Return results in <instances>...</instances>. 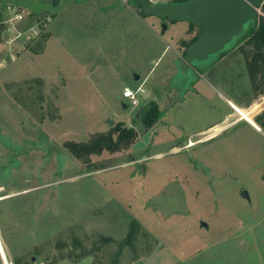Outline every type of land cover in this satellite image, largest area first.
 I'll return each instance as SVG.
<instances>
[{
  "label": "rangeland",
  "instance_id": "374dc122",
  "mask_svg": "<svg viewBox=\"0 0 264 264\" xmlns=\"http://www.w3.org/2000/svg\"><path fill=\"white\" fill-rule=\"evenodd\" d=\"M103 1L0 0V9L50 15L53 32L0 69L7 259L264 264V130L252 124L264 95L252 91L240 49L205 66L195 90L164 110L177 95L174 60L200 28L145 15L138 0ZM132 9L144 23H134ZM5 48L1 41L0 58ZM125 87H140L138 107L123 97ZM154 102L161 115L148 128L140 117ZM122 129L134 133L120 137L118 150L78 158L67 146L109 133L118 140ZM132 222L139 224L134 242L124 245ZM0 244L3 250L1 237Z\"/></svg>",
  "mask_w": 264,
  "mask_h": 264
},
{
  "label": "water",
  "instance_id": "95a60500",
  "mask_svg": "<svg viewBox=\"0 0 264 264\" xmlns=\"http://www.w3.org/2000/svg\"><path fill=\"white\" fill-rule=\"evenodd\" d=\"M56 7L61 0H42ZM264 0H186L153 2L141 0L139 3L143 13L161 19L169 18L173 21H184L200 28V33L185 50V54L179 56L176 65L179 86L178 93L167 103L164 110L169 109L177 101L182 100L185 94L192 89L193 78L201 74L205 66L215 63L224 53L232 50L251 29L259 25V7ZM167 29L164 25L163 31ZM185 78V85L181 86L180 80ZM136 79H140L136 75ZM126 107V106H124ZM113 125L114 122L111 121ZM242 196L250 200L247 190ZM201 226L208 228V224L201 221ZM138 260L136 264H142Z\"/></svg>",
  "mask_w": 264,
  "mask_h": 264
},
{
  "label": "trees",
  "instance_id": "16d2710c",
  "mask_svg": "<svg viewBox=\"0 0 264 264\" xmlns=\"http://www.w3.org/2000/svg\"><path fill=\"white\" fill-rule=\"evenodd\" d=\"M186 1V0H185ZM194 25V24H191ZM3 28L0 26V43L3 40ZM195 38L193 41H195ZM192 41V42H193ZM187 44L188 46L192 43ZM240 52L243 54L246 60L247 73L250 79L252 91L257 95H264V14L260 15L259 25L256 29H251L247 35L240 41ZM150 106V105H149ZM148 106V107H149ZM161 115L160 106L157 103H152L151 106L142 113L140 119L143 124L150 128L154 123L158 121ZM257 123L264 128V112L257 117ZM119 131V130H118ZM118 140L114 139L113 133L107 135H98L95 139L87 143H68L67 146L73 151V153L79 158L83 154H100L103 150H118L121 144L120 137H130L133 135L132 130L119 131ZM79 146L77 150L76 147ZM139 224L132 222L129 233L125 241L122 244L132 245L136 236ZM105 242H111V237H105ZM18 264L20 263L17 260ZM25 264H33L32 261H27Z\"/></svg>",
  "mask_w": 264,
  "mask_h": 264
},
{
  "label": "built area",
  "instance_id": "2783aa9c",
  "mask_svg": "<svg viewBox=\"0 0 264 264\" xmlns=\"http://www.w3.org/2000/svg\"><path fill=\"white\" fill-rule=\"evenodd\" d=\"M159 2L158 0H150ZM171 1H185V0H171ZM32 17L22 8L15 5H6L4 9H0V26L3 28V44L6 48L1 53L0 69L5 67L9 62L18 60V54L23 47L35 43L47 31V28L52 20L50 15L41 17ZM22 47V48H21ZM140 87L133 90L125 87L123 90V97L128 99L133 107H138L140 102L138 100ZM3 264H14L12 260L2 259ZM38 264H44L39 262Z\"/></svg>",
  "mask_w": 264,
  "mask_h": 264
},
{
  "label": "crops",
  "instance_id": "0c3cea01",
  "mask_svg": "<svg viewBox=\"0 0 264 264\" xmlns=\"http://www.w3.org/2000/svg\"><path fill=\"white\" fill-rule=\"evenodd\" d=\"M61 2V1H60ZM91 2V1H90ZM107 0H104L103 1V4L102 5H106L107 4ZM89 3V2H88ZM97 3H99V0H97ZM50 4V3H49ZM60 4V3H59ZM94 4V3H93ZM94 6H95V4H94ZM92 8H95V7H92ZM132 15V19H133V21H134V23H136V24H140V22H143L144 21V17L143 16H141V14L139 13V12H137V11H135V10H133L132 9V13H131ZM44 16V15H43ZM153 17V16H152ZM30 20H32V18L30 19ZM144 23V22H143ZM47 32L49 33V40H50V38H52V34H53V32H52V30H50V29H48L47 30ZM246 71H247V69H246ZM247 76V75H246ZM195 90V89H194ZM261 98V97H260ZM263 99H264V97H262ZM261 98V99H262ZM262 99V100H263ZM258 100H254V102L253 103H255V102H257ZM238 106H240V104H237ZM126 106V105H125ZM264 110V109H263ZM260 112V111H259ZM263 113V112H262ZM262 113H260V115L262 114ZM232 115H234V113H231V114H229L228 116H227V119L226 120H229V119H232L231 117H232ZM259 116V114H257L256 115V118ZM257 120V119H256ZM256 120H254V123H252L253 125H254V127L259 131V132H263V130H264V128L262 127V126H260L258 123H257V121ZM236 121L234 120L233 121V123H235ZM232 125V124H231ZM0 237H1V240H2V242H3V250H4V252H3V254L5 253L6 254V256L8 257V255H7V250H9V246L6 244V242H5V240H4V237H3V232L1 231V228H0ZM0 259H3V257H2V249H1V247H0ZM9 259V258H8ZM3 261V260H2Z\"/></svg>",
  "mask_w": 264,
  "mask_h": 264
},
{
  "label": "flooded vegetation",
  "instance_id": "af4514ba",
  "mask_svg": "<svg viewBox=\"0 0 264 264\" xmlns=\"http://www.w3.org/2000/svg\"><path fill=\"white\" fill-rule=\"evenodd\" d=\"M139 3H141V0H138L137 3H136V4H137V7L141 8L140 6H138V5H140ZM141 9H142V8H141ZM142 11H143V10H142ZM166 19H169V18H166ZM169 20H170V19H169ZM240 44H241V43L239 42V43H238V44H237L232 50H230V51L227 52V53L222 54V55L217 59V61H220L222 56H224V55H226V54H228V53H231V52L234 51L235 49H239ZM178 57H179V56H178ZM178 57H177V58H178ZM177 58H176V59H177ZM176 59H175V60H176ZM175 60H174V61H175ZM217 61H216V62H217ZM176 70H177V69H176ZM193 85H194V83L192 84V87H193V89H194V86H193ZM177 88H179V86H177ZM172 89H174V88H172ZM172 89H171V90H172ZM176 91H177V93H178V90H176ZM188 92H189V91H188Z\"/></svg>",
  "mask_w": 264,
  "mask_h": 264
},
{
  "label": "bare ground",
  "instance_id": "6f19581e",
  "mask_svg": "<svg viewBox=\"0 0 264 264\" xmlns=\"http://www.w3.org/2000/svg\"><path fill=\"white\" fill-rule=\"evenodd\" d=\"M225 126H228V125H225ZM223 128H224V127H223ZM223 128H222V129H223ZM0 247H1V244H0ZM1 249H2V248H1ZM0 252H1V251H0ZM2 257H3V258L5 257V258L7 259L6 254H5V253L3 254V250H2ZM7 260H8V259H7Z\"/></svg>",
  "mask_w": 264,
  "mask_h": 264
}]
</instances>
